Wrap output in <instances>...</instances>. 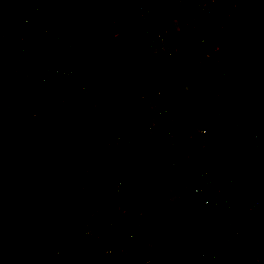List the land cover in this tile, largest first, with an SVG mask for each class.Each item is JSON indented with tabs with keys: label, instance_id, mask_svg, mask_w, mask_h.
Returning <instances> with one entry per match:
<instances>
[{
	"label": "trees",
	"instance_id": "trees-1",
	"mask_svg": "<svg viewBox=\"0 0 264 264\" xmlns=\"http://www.w3.org/2000/svg\"><path fill=\"white\" fill-rule=\"evenodd\" d=\"M155 1L160 5L162 19L169 26V47L174 56L172 64L168 66V68L163 66L159 69L161 73H157V80L160 85H162L161 89H164L168 86H174V84H169L168 80L170 75L180 69L184 64L186 65L190 60L188 54L178 53L173 47H171L170 40L172 39L173 17L179 11V13L185 14V17L182 18V23L187 24V21H189V18L191 17L190 12L192 9L189 2L185 0L176 3V6L174 7L171 5L168 6L167 0ZM26 2L40 4L38 17L39 26L57 20L59 22L58 29L65 35L73 32L77 33L78 39L85 36L92 38L91 40H96L97 38L98 47L95 49V58L101 61L100 64L104 69H112L113 75L109 81H102L101 78L88 81V75L85 72L86 70L83 63L72 57L70 53H67L64 47L58 42L49 44L45 48L39 44L33 45L27 54H25L22 66H26L28 61L35 63L38 59L52 65L60 64V66H62L65 64V66H69L72 69V73L78 81L77 85L87 87L91 92L100 91L107 87H119L122 90V94L120 95V117L124 119L122 120L123 123L129 122V137L126 135L125 138L134 140L131 145L128 144V146L130 145L128 149L131 150L130 147L135 145L134 150L136 159L135 165L128 173L129 176L127 175V172H125L127 175V183L121 187L122 191L117 195L119 197L128 195L130 193L129 190L135 183L141 185V191H148L149 184L154 180L155 192L157 195L162 199L170 198L175 194V191L172 188V180L167 176L170 164L167 166L164 163L163 158H159L155 155L153 147L149 141L150 137L147 134L146 128L143 126V118L140 108L137 106L136 102L132 100V94L129 92L126 80L129 74L136 73L137 76L140 77L139 88L144 90V84L150 75L145 71L139 70L140 67L134 70L127 67L129 54L135 50L143 28L139 24H133L134 22L126 19L125 0H105L106 5H113L117 9V17L110 25H103L102 29L97 30L86 26L79 19V16L78 19L77 17L76 19H72L71 16L74 10V5L72 4L67 3L63 6L58 0H1L0 60L5 64L10 62L13 54L17 51L18 46H16L17 42L13 37L4 33L3 26H5V21L11 16L10 9L12 5L15 6V9H19ZM212 5L213 16H216L217 18L219 16L218 8L216 6L217 3L215 4V2L212 1ZM220 5H225L224 14L228 12V9L231 10L230 13L228 12L229 16L225 19L227 22L225 24V29H227L228 34L237 41L235 42L234 47L236 48L238 43H240V45L243 46V49L250 52L246 68L242 69V67L237 66L233 60L229 61L227 58L228 67L234 73L245 74L248 77V80L254 83L257 88L256 90L258 91L254 90L247 94L250 90L242 91L237 89L230 92V95L227 98L228 100H232L234 97H239L246 103L253 102L255 108H264V28L262 27L260 11L253 8L254 15H257V18L250 19L241 15L246 8L244 0H223ZM89 7L86 2L82 4V8L85 12H89L92 5ZM190 24L193 25L192 21ZM129 25L135 27V32L131 35L129 33L121 35L127 30ZM255 30L260 32L263 41H260L259 43L254 42L255 36L253 31ZM119 37H124V39L127 40L129 48L126 47L127 53L125 60L114 62L110 51L113 42ZM213 39L214 41L217 39L215 33ZM190 44L193 47L192 41H190L188 45L190 46ZM189 46H187V49H189ZM191 51L193 53V50ZM222 54L225 57H231L230 50H228V52L225 51V53L222 52ZM185 55H187L186 59H184ZM139 65L141 66V64ZM56 82L64 93L69 94L71 92V85L65 83L59 78L56 79ZM173 88H175V90L170 95V98L176 103L174 104V112L176 111L179 117L182 112L185 111L187 106L192 103L191 97L196 99L201 98L202 104L207 103V108L212 107V104L209 102V96L203 94V92L200 93V91L192 92L191 85L190 88L188 87L186 90H183L178 86ZM9 90L16 105V111L10 116L5 125L0 128V185L4 184L6 186L4 204H8L15 199L18 205L26 206L30 226L25 236V242L31 246L29 247L27 245L29 252L28 250H24L25 252L20 254L18 252L16 241H13V235L17 236L18 231L13 223L6 226L5 229L8 232L7 235L12 236L7 242L9 244L11 243L15 250L12 256L13 264H18L21 259H25L31 264H33L34 261L39 264H124L120 259L122 255L118 252V246L115 248V251L110 253V255H105L101 257L100 260L94 261L92 257L85 253L83 242L80 239L68 240L64 249L54 257L46 259V257L36 255L35 242L38 237V231L42 227L43 218H47V216L53 214L52 206L60 202L59 200L62 192L73 190L77 185L85 183L84 180L75 181L73 179L74 174L77 173L76 171L80 170V167L84 164L86 165L89 162V158L101 160L102 157H99L97 155L98 152L93 149L90 156L75 158L77 165H71L69 166L70 169L65 170L60 168L61 163L64 162H61L64 149L61 142L67 141V143H72V147L78 149V156H80V150L85 149L91 144V134L81 123L83 120L86 121V118L83 120L81 118L75 120L74 117L71 118V116H67V111H64V107L57 104V101L45 90L35 88L25 81L24 72L22 71L19 73V77H17L14 85H12ZM19 92L24 93L25 96L31 99V104L28 108L23 105L19 97ZM190 92H192V94L189 96ZM81 102L86 105V108H89L84 112L85 116L91 117L97 115V113H95L97 110H95L94 106H90L88 101L84 99ZM198 103L199 101L196 100L194 105ZM216 103L222 104V100H219ZM51 108H55L62 112L61 115L57 117V123H60L59 133L56 134L52 140H41L34 136L33 131L26 126L27 124L30 126L35 124L34 121L30 119L27 112L37 111L39 116L48 117L49 113H51ZM242 108L243 107L241 106L240 108H237V111H240L243 116V118L240 119V123L239 121L237 123L240 124L239 129H231L229 132L234 140L233 143L213 145L210 140L200 138L198 139L199 142L194 147L193 152L190 154L194 161L206 158L211 161L228 164L231 168L237 169L246 176L252 185L261 188V193L264 197V152L256 149H249V137L252 136L250 135L252 133L250 129L247 128V125H249L251 119L246 116L245 111L242 110ZM98 113H103L105 115V111L101 109H98ZM109 117L112 118L114 123L118 120L113 116ZM68 122H70V124ZM70 127H75L74 131L78 136H72ZM240 132L243 133L240 134ZM116 136L118 137L119 135ZM181 145L182 143H177L178 148L176 149V153L174 154V152H172L173 155L178 156L180 161L183 159L184 155ZM128 151H123V153H120V155L116 157H107V166L121 165V156L129 155L128 157L132 160L133 157L132 155L130 156V154H127ZM130 152L132 153V150ZM166 155L170 154L167 153ZM68 163L69 161H65V164ZM193 164L194 163L189 164L186 161L184 163V169L187 170L188 167ZM103 166L104 165H99L98 167L102 170ZM135 176L137 177L136 181H131V178H135ZM108 177L110 178V172L107 169L105 170L104 178L108 179ZM86 182L87 185H97L95 179ZM60 183H62V185L59 186ZM98 186H100L99 189H97L90 197L91 205L99 208V216L101 218L99 226H102L105 223L112 224L117 220V217L111 201L104 194V190L108 192V189L104 187L103 183L98 184ZM184 192H186V190ZM129 196L130 195H128L125 200H128ZM129 201L133 203L136 202L139 207L144 209L143 211L146 212L149 219L147 225L138 229V234L145 242V245L150 244L152 241H157L159 242L158 244H160L161 242L169 240L170 237H174V239L176 238V252L179 251V248H190V251L187 252L189 256L188 261L182 264H201L193 250L195 247L193 245H196L197 236L196 226L193 222L194 218L192 217V214L195 216V213L192 210L191 199L188 196V192H186L181 200L177 202L175 208L176 217L173 221L168 216L166 207L147 201L144 196L139 194V192H134ZM130 217H128L129 220ZM259 227L260 229L258 230L257 235L260 238H264V220L260 222ZM257 242L258 241L254 239L252 243H246L242 249L232 250L233 254L243 256L246 251L255 247ZM29 248L34 249V251H30ZM62 252L67 255L64 259L61 257ZM162 253L164 257L167 256L163 251ZM33 255H36V259L34 260L32 258ZM144 264L165 263L160 262L158 258H155L151 260V262L149 260Z\"/></svg>",
	"mask_w": 264,
	"mask_h": 264
},
{
	"label": "built area",
	"instance_id": "built-area-1",
	"mask_svg": "<svg viewBox=\"0 0 264 264\" xmlns=\"http://www.w3.org/2000/svg\"><path fill=\"white\" fill-rule=\"evenodd\" d=\"M167 1L168 6L171 5L172 7L176 6V3L182 2V0ZM185 1L189 2L195 18L192 20L193 30L191 33L192 58L186 65L184 64L170 75L169 84H174V86L161 89L162 85L157 80V73H161L159 69L163 66L168 68L174 60L169 47V26L161 17V8L157 1L125 0L126 19L143 28L135 50L129 54L127 67L131 70L140 67L139 70L150 75L144 84V90L139 88L140 77L136 73L129 74L126 80L129 92L132 94V100L140 108L143 126L150 137L149 141L154 153L159 158H164L169 153L173 158L178 159L177 155L172 154V152L176 153L177 143H182L181 146L185 150L184 155L189 156L200 138L210 140L213 145L233 143L234 140L229 132L231 129H239L240 124L237 123L238 121L240 123V113L235 106V108L232 107L231 103H229L230 107L227 104H217L216 102L224 101V97H228L230 92L237 89L242 91L257 89L245 74L234 73L230 70L225 56L217 48V39L215 41L213 39L214 33L217 38L221 37L219 32L222 28V21L220 16L217 18L213 16L212 1L217 3L218 8V4H221L222 0ZM244 2L247 7L260 11L262 21H264V0H244ZM102 8V22L103 25L108 26L116 20L117 9L113 5H105ZM32 14L35 17L38 16L36 11ZM8 21H17L20 25L19 29H24L29 20L11 14ZM14 38H20L18 32L14 34ZM65 48L67 53H70L74 58H79L80 61L81 56L88 55L92 51L84 46L77 50L69 45ZM81 62L83 63V61ZM46 67L38 81L35 80L36 85L38 82L41 84L43 81L47 82L54 79L53 68ZM84 68H86L85 64ZM17 72L20 73L21 71L18 70ZM73 78V76H69L68 82L73 83ZM24 79L32 85L26 74H24ZM190 85L193 87L192 92L200 91V93L207 94L212 107L207 108V103L202 104L201 98L191 97L192 103L187 106L188 109L186 108L180 117L178 114L175 117L174 114L177 112H174V104L176 103L170 98L175 90L173 87L178 86L186 90L188 87L190 88ZM192 92L189 93V96ZM196 100L199 101L197 105L200 109L194 112L191 109ZM250 135L252 136L249 137V149L264 152V137L257 139L253 133ZM191 142L195 143L194 147L187 148L186 146L190 145ZM103 143L110 149L116 147L125 149L130 141L127 138H120L116 135L108 136L104 132H100L96 136L94 144L99 146ZM93 149L95 147L87 146L84 150L85 156H90ZM193 163L183 172L188 181L187 192L191 199L192 210L203 221L208 219V221L215 222L227 230L226 233L218 230L214 234V241L199 245L196 249V255L201 264H222L216 257L219 251V243L222 244V250L225 248L239 250L246 243L239 236V231L233 230L232 222L240 220L243 225L255 230L253 232L257 234L260 229V222L264 220V197L259 188L252 185L242 172L231 168L228 164L206 158ZM189 164L192 163L189 162ZM100 171L104 175L105 169H100ZM81 172L87 175L86 167ZM111 178L112 185L118 191L127 183L125 172L114 173ZM56 206H58L59 212L63 211L64 215L67 214L61 206L58 204ZM117 223L109 227L112 233L117 229ZM119 223L125 225L128 233L127 238L133 236L135 243L139 246L145 245L138 232L130 231L128 223L126 224L124 221ZM57 231L59 230L56 227ZM100 234L101 232L91 226L82 228L83 238L80 240L83 242L85 253L90 257L100 258L114 250L101 240ZM50 237L45 230L40 229L38 231L35 242L37 255L46 258L54 257L64 249L68 241L60 231L55 240ZM150 246L154 247V245Z\"/></svg>",
	"mask_w": 264,
	"mask_h": 264
},
{
	"label": "rangeland",
	"instance_id": "rangeland-1",
	"mask_svg": "<svg viewBox=\"0 0 264 264\" xmlns=\"http://www.w3.org/2000/svg\"><path fill=\"white\" fill-rule=\"evenodd\" d=\"M60 4L63 6L68 4L74 5V10L72 14V19H77L79 18L86 26L92 28V29H102L103 27V22H102V14H103V8L106 3L105 0H58ZM223 1V0H222ZM86 2L88 7L92 5L91 10L89 12H85V10L82 8V4ZM226 2V1H225ZM1 3V0H0ZM231 4V3H230ZM37 4L32 3V2H26L22 5L21 8L15 9V6L12 5L10 9V13L13 15L15 14L16 17L19 16V18H26L28 19L27 25L24 27V29H19L20 25L18 24L17 21H5V26H3V31L5 34L10 35L11 37L14 38V34L18 32L20 38H14V40L17 42L16 46H18L17 51L13 54L12 59L8 64L3 63L0 60V128H2L7 120L10 118L12 114L16 111V105L13 101V98L10 94L9 88H11L12 85H14V82L17 80V77H19V73L17 72L18 70L24 72V74L27 75V77L30 78L31 84L34 85L35 88L38 89H43L45 90L50 96H52L56 101L57 104L60 106L64 107V111H67V116H71L75 118V120H79L80 118L83 120L86 118V121H82V125L85 129L89 130V133L91 134V141L89 146L95 147L94 151H99V147L103 146L101 145H96L94 144V141L96 139V136L100 132H104L105 134L109 135H119L120 138H125V136H128V132L130 129V125L127 123H123L122 120L123 118L120 117V107H121V100H120V95L122 94V90L119 87H107L103 88L100 91H95L91 92L87 87L77 85L78 81L76 77L72 73V69L69 66L62 65L60 64H48L42 61L41 59H38L35 61V63H32V61H28L26 66H22L23 59L25 57V54L31 49V47L35 44H39L42 47H46L49 44L58 42L61 45H69L71 48L78 49L82 46L88 47L89 50H92L90 52V56L88 55H83L81 56V61H83V65L85 64V72L87 73V80L90 81L91 79H98L101 78L102 81H109L112 78L113 75V70L112 69H104V67L101 66V61L95 58V49L98 47V39L96 38L93 39V42H91L92 38L88 37H83L78 39L77 38V33H71L70 34H64L58 29L59 22L57 20H53L51 23L45 24L43 26L38 25V17H35L32 13L35 11L34 6ZM109 5V4H108ZM40 6V5H38ZM222 8H224L225 11V5H221ZM90 8V7H89ZM18 10V11H17ZM40 10V7H39ZM229 13L231 12L230 9L227 10ZM228 12H226L225 17L222 22V28H220V38H217V45L221 49V52L225 53V51L228 49H231V57L230 61H234L237 66L242 67V69L247 67V61L250 56V52L246 51L243 49V46L238 43V46L235 48V42H237L235 39H233L232 36L228 34V30L225 29V24L227 23L225 19L229 16ZM177 14V15H176ZM174 15V20L172 23L173 26V32H178L180 33V37L184 39L183 41H187V38L192 37L191 33L193 30V25L187 26L186 24H183L181 21L184 15H181L179 11ZM241 14V13H240ZM32 15V16H31ZM245 17H248L250 19L257 18V15H254V9L252 7H247L244 9L243 13L241 14ZM79 16V17H78ZM199 27V26H198ZM262 27L264 28V21H262ZM135 32V27L132 25H129L127 27V30L124 31L121 35L129 33L130 35ZM254 32V42L259 43L260 41H263L262 36L259 31L255 30ZM184 33V34H183ZM18 36V35H17ZM97 41V42H96ZM112 45V43H111ZM126 47L127 45V40L124 39V37H119L116 38L115 41L113 42V45L111 46V57L113 58L114 62L118 61H123L126 58ZM129 48V47H128ZM219 50V49H218ZM223 50V51H222ZM80 55V54H79ZM229 58V57H226ZM1 59V56H0ZM79 60V58H75ZM126 64V63H125ZM46 66H50L53 68L55 72V77L53 80L50 81H43L41 84L38 82V85H36L35 80L38 81V78L40 75L43 73L44 69L47 68ZM17 70V71H16ZM5 74V75H4ZM239 74V73H238ZM4 76V77H3ZM69 76H73V83L68 82ZM62 79L65 83H68L72 86L71 92L68 94L64 93L59 86L57 85L56 79ZM31 85V86H32ZM253 91V90H252ZM251 93V91L247 92V94ZM19 97L23 103V105L28 108L29 105L31 104V99L28 98L27 96L24 95V93L19 92ZM88 101L90 106L95 107V113L97 115L94 116H85L84 112L89 109L86 108V105L83 104L81 101L82 100ZM226 99L227 101V96L224 97V100ZM80 102V103H79ZM233 103L231 105H235L236 108H242V110L245 111L246 116H248L251 120L249 125H247V128L249 129H254L256 128L257 131L260 134L264 135V129H261V125L264 124V108L263 107H254V103H246L242 98L237 97V100H232ZM230 102L227 101V105L230 106ZM231 107V106H230ZM235 108L234 106H232ZM98 108L99 110L105 111V115L102 113H98ZM113 110V111H112ZM28 116L30 117L31 120L34 121V125H26L29 127L33 133L34 136L40 138L41 140H52L56 134L59 133V125L60 123H57L58 119L57 117L61 115V111H58L55 108H51V113H49L48 117H42L37 114V111H28ZM240 119L243 118L241 112L239 111ZM109 116H113L114 118L118 119L116 123L112 121V118ZM70 121V120H68ZM70 124V122H68ZM68 124V125H69ZM75 127H70V132L72 136H78L75 131ZM246 128V127H245ZM248 129V130H249ZM119 133V134H118ZM70 143V142H69ZM67 143L61 142L63 145V154H62V162L60 165V168L63 170L65 169H70L69 166L71 165H77V162L75 161L77 157H85L84 150L82 149L79 152V155H77V148L72 147V143ZM188 144V143H186ZM197 144V143H196ZM195 145L194 142H191L190 145H185L187 148H193ZM196 146V145H195ZM85 148V147H84ZM181 148V147H180ZM183 149V148H181ZM127 150V149H126ZM194 148L191 150L193 152ZM128 151V150H127ZM131 151V150H129ZM185 150H182L184 152ZM123 153V152H120ZM129 154V153H127ZM123 155V154H122ZM129 156V155H128ZM128 156H121L120 158H123V160L120 161L122 163L121 165H124L126 168L127 175L132 169V167L135 165V159L131 160L130 157ZM90 160L93 161V170L91 171L90 176L83 174L81 171H83L84 167L86 166L87 172L89 171L88 165L91 164ZM65 161H69L68 164H65ZM172 163H170L169 167V173L167 174L168 178L172 180V188L175 191V194H173L170 198L168 199H162L160 198L157 193L155 192V185H154V180L149 184V190L148 191H141V185L138 183H135L132 185L131 189L129 190L130 193L128 195L129 198L128 200L125 198L128 195H125L124 197H119L117 194L120 193L122 190L118 191L115 189L113 185L107 187L108 192H106V195L108 199L111 201L113 198L120 203L121 205L125 206V211L129 209L130 207H133L134 210V216H136L134 221H138L137 224H139V227H134L130 224V231L133 232H138V229H141L140 227H144L145 225L148 224L149 219L144 215V212L141 207H139L136 202L134 204H131L129 199L131 196H133L134 192H139L140 195L144 196L145 199L151 203H156L157 205H161L166 207V210L168 212V216L170 219L173 221L176 217L175 213V208L176 204L183 195L187 192V187H188V181L187 178L184 176L183 172L186 170L184 169V163L187 161L188 163H193L194 159L191 157V154L189 156L183 155V159H177L173 158L171 160ZM96 161L95 159L91 158L89 159V162L82 167L81 169L76 171L77 173L74 174L73 179L75 181H80L84 180L85 183H82L80 185H77L76 187L73 188V190H67V192H62L63 193H68V194H73L77 193L80 197L83 199L86 198L88 202L91 204V195L94 194V192L99 189L100 186H98V178H101L102 172L100 171L98 165L95 164ZM117 165V166H121ZM113 168V165L110 166ZM109 167H107L108 169ZM90 172V171H89ZM129 176V175H128ZM79 178H84V179H79ZM87 178V179H86ZM130 178V177H129ZM95 179L97 182V185H87L88 180H93ZM104 181L106 180L103 177ZM137 177L131 178V181H136ZM109 180V179H107ZM130 180V179H129ZM111 183H113L112 180H109ZM130 182V181H129ZM62 185V183L59 184V186ZM259 190L261 191V188L258 186ZM186 190V192H184ZM5 192H6V186L0 185V218H2V223H5V219H9L10 214L14 210L20 211L22 214L20 215L21 221L23 222V225L25 226L23 229H20V239L22 240L21 242L25 243V248L27 249V242H25V236H26V229L28 226H30V222L28 220V215L26 212V206H20L17 204L16 200L14 199L11 201L10 204H4V197H5ZM60 195V196H61ZM74 200V199H73ZM76 201V200H75ZM65 203L64 199L62 197L60 198V202L57 203L61 208L67 212L66 215L63 214V211L59 212L57 204L53 205V217L57 218L56 221H64L67 219V217L71 216L74 214L72 209H75L77 206L74 201H70L69 203ZM112 204V201H111ZM16 208V209H15ZM96 209L99 210L98 207ZM105 213V211H104ZM51 215V216H52ZM130 214H124L123 220L126 224V219L127 216ZM74 219L75 223L77 224L78 229H81L84 226H91L94 229H97L99 232H101V240L109 245V247L113 248L115 251V248L118 246V252L122 255V262L124 264H144L147 261L157 259L160 262H163L165 264H182L186 263L188 261V253L187 251L190 249L188 247L185 248H179V251L176 254L175 251V242L176 238L170 237L169 240L161 242L155 241L151 242L148 246H139L137 243L134 242L133 236L130 238H127L128 233L126 232V227L125 225H119V227L114 231V233L111 232L110 229L107 230L105 228V225L102 227L99 226L100 219H96L92 223H83V218L80 214H74ZM131 218V217H130ZM59 219V220H58ZM80 219V220H78ZM145 221H148L147 224ZM9 224L7 223L6 226ZM27 226V227H26ZM203 225L202 227H204ZM113 227V226H112ZM111 227V228H112ZM2 230V236L4 237L6 244L4 245V248H1L0 246V264H9V259H10V251L13 252V245L8 243L9 239L12 238V236L7 235L8 232L5 229ZM55 228V226H54ZM59 231L53 234V237L51 238L52 240H55L57 234ZM133 232V233H135ZM1 233V231H0ZM125 244V246H123ZM150 245H155L154 247H151ZM29 246V245H28ZM31 247V246H29ZM30 251H34V249L29 248ZM28 250V249H27ZM162 251L167 255L164 257ZM181 251V252H180ZM29 252V250H28ZM137 252V253H134ZM138 253L140 255H138ZM182 255H181V254ZM143 254L144 256H142ZM29 255V254H28ZM37 255V254H36ZM36 255H33L32 258L33 260L36 259ZM110 255V254H108ZM38 256V255H37ZM151 256V257H150ZM61 257L64 259V257H67L63 252L61 253ZM94 261L100 260V258H94L92 257ZM142 258V259H140ZM34 264H39L38 262H33ZM18 264H31L25 259L19 260Z\"/></svg>",
	"mask_w": 264,
	"mask_h": 264
},
{
	"label": "crops",
	"instance_id": "crops-1",
	"mask_svg": "<svg viewBox=\"0 0 264 264\" xmlns=\"http://www.w3.org/2000/svg\"><path fill=\"white\" fill-rule=\"evenodd\" d=\"M36 4L37 5L34 6V10L37 13H39V7L40 6H38V5H40V4L39 3H36ZM218 12L220 14L219 15L220 16V19L223 22L224 15H225L224 12L225 11H224V8H222L220 6V3L218 4ZM190 14H191V17L189 18V21H187L186 27L187 26L188 27L191 26L192 25V24H190L191 21L192 20H195V18L193 17L194 15H193V12L192 11L190 12ZM181 15H184V14H181ZM183 17H185V16H183ZM181 22H182V20H181ZM171 37H172V39L170 40L171 47H173L174 50H176V52H178V53L188 54L190 56V60H191V58H192V55H191L192 54V51H191L192 50V48H191L192 45L190 44V46H191L190 47L188 44L192 40H189L190 38H187V41H183L184 39H182L180 37V33L178 34L177 31L176 32H173L172 31ZM217 42L218 41H216V43ZM187 46H189V49H187ZM217 48L221 51V49L218 47V45H217ZM229 50L231 52V49H229ZM226 51L228 52V49ZM90 55L91 54H88V56H90ZM186 58H187V55H185L184 59H186ZM226 60H227V58H226ZM228 60L230 61V58H228ZM228 60H227V62H228ZM192 88L193 87H191V89ZM232 100H228V101L230 103H233ZM234 100H237V97H234ZM222 104H225L226 105L227 104V101L226 100H224V101L222 100ZM232 106H235V105L233 104ZM197 109H200L199 108V105L195 104V105L192 106V109L191 110H193L195 112V110H197ZM174 116L177 117V113L174 114ZM128 124H129V122H128ZM128 128H130V127H128ZM261 129H264V124L261 125ZM250 131H251V133L254 134V136L257 139H261L264 136L263 134H260L257 131L256 128L250 129ZM242 133L243 132H240V134H242ZM127 139L131 141L130 145L134 142V140H131L130 138H127ZM129 146H127V148H126L127 150H129L128 149ZM126 149H122L120 147H116L115 149H110L108 146H106V147L105 146H100L99 147V151H98L99 153H97V155L99 157H102V159L101 160L95 159V161H96L95 164L98 165V166L99 165H104L102 167V169L106 168V170H107V167H109L108 168V171L110 173H112L113 175H114V173L125 172L126 171V168H125L124 165H121V166L113 165V168L110 167L111 165L110 166H107L108 165V159H107V157H116V156H119L120 155V152L127 151ZM130 149L132 150V153L130 151H128L127 153L130 152L129 154H130V156L132 155L133 160H134V159H136V157H135V150H134L135 149V145H133L132 147H130ZM120 160H123L124 161L123 158H120ZM171 160H173V156L172 155H167V156H165L163 158V161H164V163L167 166L170 163H172ZM93 161L90 160L91 164L88 165V166H90L89 169H88L90 172L89 171L87 172V175L88 176H90L91 171L94 168L93 167V164H92ZM111 176H110V178L108 177L109 180H112ZM103 177H104V175H101V178L98 179L99 180L98 181L99 184H102L103 183L105 188H107V187H109V186H111L113 184V183H111L107 179L104 181ZM74 194L75 195L68 194V193H63L61 195V197H62V199H64L65 203H69L70 201H74L76 203L77 206L75 207V209H72V211L74 212V214H77V215L80 214L82 216V218H83V223L89 224V223L94 222L98 218L101 221V218L99 216L100 211L98 209H96L95 206L91 205L88 202V200H86V198L83 199L77 193H74ZM104 194L106 195V192L105 191H104ZM111 201H112V206L114 207V210L116 212L117 220L114 223H112V224H108V223L103 224V225H105V228H107V230H108V228H109L110 225H113V224L117 223L118 221L119 222H122L120 220H123L124 214H130V215L127 216V219H126V222L128 224H130V225H132L134 227H139L140 226L139 224H137L138 221H134V219H133V218L136 217V216H134L133 207H130L129 209H127L125 211V206L121 205L122 203H120L119 201L115 200L114 198ZM65 203L63 202L62 204H65ZM8 204L11 205V203H8ZM131 204H134V203L131 202ZM21 214L22 213L16 209V210H14L12 212V214H10V217H8L9 219H5V223H2V220L3 219L0 218V231H1V233H0V246H2L1 248H4V245L6 244V241L4 240L5 238L4 237H1L2 236L1 234L3 233L2 230L4 229V225L6 227V224L7 223L8 224H12L13 223L15 225V227H16V230L19 232V234H20V229H23L25 227L23 225V222L21 221V218H20V215ZM74 214H72L71 216L67 217V219H65L64 221H60L59 219H58L59 221H56L57 218H54L53 215L52 216L51 215L50 216H47V218H43V220H42V227L40 229L45 230L51 237H53V234L54 233L56 235V227H57V230H59L60 232H62L63 235L66 237L67 240H70V239H72V240L73 239L74 240L82 239L83 238L82 237V230L80 231V228L78 229L77 224L75 223L74 216H73ZM131 215L133 216V218H132ZM144 215H146V217H147V214L146 213H144ZM130 216H131V218L129 220L128 217H130ZM192 217L194 218L193 219V222L195 223V226H196V236H197V238H196V245H193V246H195L193 248V250L195 251V253H196V249H197V247L199 245L201 246V245L209 244L211 241H214V234L218 230H221L222 233H226L227 232V230L224 227H222L219 224H215V222L213 223L212 221H208V219H205L203 221V219L200 218V217H197L196 214H195V216L192 214ZM119 222L116 224L117 228L119 227V225H123V224H121ZM147 222L148 221H145L146 224H147ZM203 225H205V226L202 227ZM232 225L234 226L233 227V230L239 231V233H240L239 236L241 238H243L246 243H248V242H251L252 243L254 241V239H256L258 242L255 245V247L249 249V251H246L243 256H238L236 254H233V251H232L231 248L230 249H226L225 248V249L222 250L221 249L222 248V244L219 243V246H218L219 247V251H218V253L216 255L218 261H221L222 264H264V238L258 237V235L254 233L255 230H251L249 227L243 225L240 220H234L232 222ZM54 226H55V228H54ZM140 228H142V227H140ZM28 229H29V226L26 229V234L28 232ZM19 234L17 236L16 235H13V241H16L17 248H18V252L21 254L22 252H25L24 250H27V249L25 248V243L24 242H21L22 240L19 238L20 237ZM14 251L15 250L13 249V252ZM13 252L12 251L9 252L10 253V256H9L10 257L9 264H13V260H12ZM134 253H137V252H134ZM176 254H178V253L176 252ZM138 255H140V254L138 253ZM141 255L144 256L143 254H141ZM120 259L122 261V256L120 257ZM140 259H142V258H140Z\"/></svg>",
	"mask_w": 264,
	"mask_h": 264
},
{
	"label": "clouds",
	"instance_id": "clouds-1",
	"mask_svg": "<svg viewBox=\"0 0 264 264\" xmlns=\"http://www.w3.org/2000/svg\"><path fill=\"white\" fill-rule=\"evenodd\" d=\"M62 46L64 47V49L67 51V49L65 48V46L62 44ZM256 87V86H255ZM250 91H252V90H250ZM254 91V90H253ZM130 141V140H129ZM130 143H131V141H130ZM94 150H97V149H94ZM98 152V151H97ZM99 153V152H98ZM89 159H91V158H89ZM86 167V166H85ZM105 170H106V168H104ZM126 172V171H125ZM105 174V173H104ZM111 175H113L112 173H110V176ZM111 226V225H110ZM109 226V227H110ZM102 227V226H101ZM109 229V228H108ZM82 230V229H81ZM68 242V241H67ZM67 244V243H66ZM66 246V245H65ZM60 253V252H59ZM94 258H96V257H94ZM46 259H48V258H46Z\"/></svg>",
	"mask_w": 264,
	"mask_h": 264
}]
</instances>
